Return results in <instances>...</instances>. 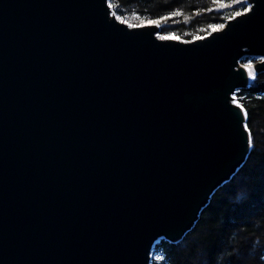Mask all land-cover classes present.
<instances>
[{
	"label": "water",
	"instance_id": "1",
	"mask_svg": "<svg viewBox=\"0 0 264 264\" xmlns=\"http://www.w3.org/2000/svg\"><path fill=\"white\" fill-rule=\"evenodd\" d=\"M162 39L109 0H0V264H150L251 145L234 98L264 72V0Z\"/></svg>",
	"mask_w": 264,
	"mask_h": 264
},
{
	"label": "trees",
	"instance_id": "2",
	"mask_svg": "<svg viewBox=\"0 0 264 264\" xmlns=\"http://www.w3.org/2000/svg\"><path fill=\"white\" fill-rule=\"evenodd\" d=\"M109 1L114 14L130 24L159 21L163 34L173 32L188 39L190 27L207 26L208 16L225 23L248 6L246 0ZM258 60L245 56L240 63L248 67ZM250 77L249 87L234 94L247 114L251 138L245 163L214 192L181 241L155 243L150 264H264V72Z\"/></svg>",
	"mask_w": 264,
	"mask_h": 264
},
{
	"label": "rangeland",
	"instance_id": "3",
	"mask_svg": "<svg viewBox=\"0 0 264 264\" xmlns=\"http://www.w3.org/2000/svg\"><path fill=\"white\" fill-rule=\"evenodd\" d=\"M247 1V0H246ZM247 3V2H246ZM247 5H248V3H247ZM248 9V6H247V8H246V10ZM120 19V18H119ZM121 21H123V22H126V23H128L129 25H131V26H134V25H137V24H130L129 22H127L126 20H124V19H120ZM148 21H150V20H148ZM151 21H154V20H151ZM147 22V21H146ZM146 22H144L145 24H147ZM204 22H208V25L207 26H192V27H190V32H191V37H190V39H188V38H186V37H184L183 36V34L181 35V34H177V33H173V32H170V33H165V34H163L162 32H161V29H160V26H159V32H158V36L160 37V38H162V37H165V36H174V37H177V39L176 40H181V41H191V40H195V39H199V38H202V37H205L206 35H208L210 32H212V31H214V30H217V29H220L225 23H215L214 22V17L213 16H208L205 20H204ZM210 23V24H209ZM211 26V28H209V30H207L208 29V26ZM243 65V64H242ZM254 64H252V66H253ZM243 66H245V65H243ZM252 66H251V69H249V67H247V66H245V68H247V69H249L251 72H252V74H255V73H253V71H252Z\"/></svg>",
	"mask_w": 264,
	"mask_h": 264
},
{
	"label": "snow or ice",
	"instance_id": "4",
	"mask_svg": "<svg viewBox=\"0 0 264 264\" xmlns=\"http://www.w3.org/2000/svg\"><path fill=\"white\" fill-rule=\"evenodd\" d=\"M237 15H240V13H237ZM164 19H168V17H165ZM146 23H147V25H155L157 27L160 26V22L159 21H151L150 20V21H147ZM134 26L143 27V26H146V24L144 22H142L141 24L134 25ZM162 39H177V37H174V36H165V37H162ZM248 67H249V69H251V65H249ZM249 75H252L251 71L249 72ZM246 116H247V114L245 113V117Z\"/></svg>",
	"mask_w": 264,
	"mask_h": 264
},
{
	"label": "bare ground",
	"instance_id": "5",
	"mask_svg": "<svg viewBox=\"0 0 264 264\" xmlns=\"http://www.w3.org/2000/svg\"><path fill=\"white\" fill-rule=\"evenodd\" d=\"M245 67V66H244ZM247 69V68H246ZM247 72L249 73L250 72V70L249 69H247Z\"/></svg>",
	"mask_w": 264,
	"mask_h": 264
}]
</instances>
